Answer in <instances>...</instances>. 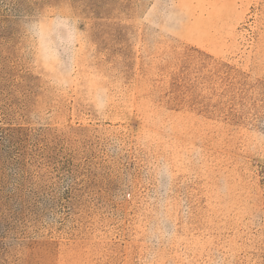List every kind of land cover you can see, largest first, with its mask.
Returning a JSON list of instances; mask_svg holds the SVG:
<instances>
[{
    "label": "rangeland",
    "instance_id": "374dc122",
    "mask_svg": "<svg viewBox=\"0 0 264 264\" xmlns=\"http://www.w3.org/2000/svg\"><path fill=\"white\" fill-rule=\"evenodd\" d=\"M0 264H264V0H0Z\"/></svg>",
    "mask_w": 264,
    "mask_h": 264
}]
</instances>
